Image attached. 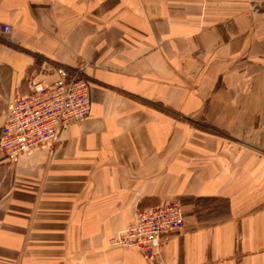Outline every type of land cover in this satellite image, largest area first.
<instances>
[{
    "label": "crops",
    "instance_id": "1",
    "mask_svg": "<svg viewBox=\"0 0 264 264\" xmlns=\"http://www.w3.org/2000/svg\"><path fill=\"white\" fill-rule=\"evenodd\" d=\"M0 24L13 92L91 84L59 144L0 163V264H264V0H0ZM172 199L159 259L113 244Z\"/></svg>",
    "mask_w": 264,
    "mask_h": 264
},
{
    "label": "built area",
    "instance_id": "2",
    "mask_svg": "<svg viewBox=\"0 0 264 264\" xmlns=\"http://www.w3.org/2000/svg\"><path fill=\"white\" fill-rule=\"evenodd\" d=\"M10 32V26L0 24V34ZM52 75L33 79L27 92H17L9 100L0 127V163L52 148L61 142L64 131L90 116L91 84L82 69L60 68ZM184 227L182 204L167 200L137 210L113 244L134 248L143 258L156 261L167 237Z\"/></svg>",
    "mask_w": 264,
    "mask_h": 264
},
{
    "label": "rangeland",
    "instance_id": "3",
    "mask_svg": "<svg viewBox=\"0 0 264 264\" xmlns=\"http://www.w3.org/2000/svg\"><path fill=\"white\" fill-rule=\"evenodd\" d=\"M16 77L11 70L0 66V113L6 110L9 100H11L19 90H14L12 85ZM12 94V95H11Z\"/></svg>",
    "mask_w": 264,
    "mask_h": 264
}]
</instances>
